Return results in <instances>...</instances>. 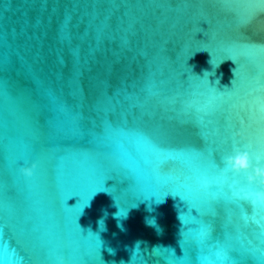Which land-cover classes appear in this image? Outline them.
I'll use <instances>...</instances> for the list:
<instances>
[{
  "label": "water",
  "instance_id": "obj_1",
  "mask_svg": "<svg viewBox=\"0 0 264 264\" xmlns=\"http://www.w3.org/2000/svg\"><path fill=\"white\" fill-rule=\"evenodd\" d=\"M237 151L264 168V0H0V264H264Z\"/></svg>",
  "mask_w": 264,
  "mask_h": 264
},
{
  "label": "clouds",
  "instance_id": "obj_2",
  "mask_svg": "<svg viewBox=\"0 0 264 264\" xmlns=\"http://www.w3.org/2000/svg\"><path fill=\"white\" fill-rule=\"evenodd\" d=\"M223 163H224V167L222 169V174H227L228 172H232L236 174L251 172V174L247 176L248 182L250 184H259L261 186H264V168H261V167L253 168L251 164V157L247 151H237L235 155L227 156L224 159ZM35 168H36V164L33 163L31 166L22 167L20 171L26 177H31L33 175V170ZM114 215L118 219L121 218L120 216L117 215V213ZM126 216L127 214H125L123 217H126ZM101 221H99V224ZM150 225H153V224H150ZM118 226L122 227V225H119V224ZM105 230L106 228L104 225L103 231ZM60 259L62 260V258Z\"/></svg>",
  "mask_w": 264,
  "mask_h": 264
},
{
  "label": "snow or ice",
  "instance_id": "obj_3",
  "mask_svg": "<svg viewBox=\"0 0 264 264\" xmlns=\"http://www.w3.org/2000/svg\"><path fill=\"white\" fill-rule=\"evenodd\" d=\"M221 159L223 160V157H222ZM256 161H257V162H256V164L254 165L253 160H252V158H251V164H252L253 168H255V167H259V160H256ZM20 163H21V168H22V167H26V165H27V161H24V160H21ZM214 166H217V165L214 164ZM239 174H242V173H239ZM239 174H237V175H239ZM243 174H246V177H247L248 175L251 174V172L243 173Z\"/></svg>",
  "mask_w": 264,
  "mask_h": 264
}]
</instances>
